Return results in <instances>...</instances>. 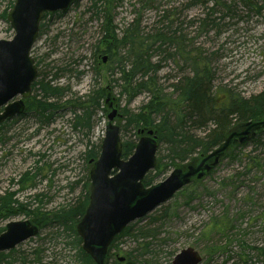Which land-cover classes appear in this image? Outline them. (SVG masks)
I'll return each instance as SVG.
<instances>
[{
    "label": "rangeland",
    "instance_id": "374dc122",
    "mask_svg": "<svg viewBox=\"0 0 264 264\" xmlns=\"http://www.w3.org/2000/svg\"><path fill=\"white\" fill-rule=\"evenodd\" d=\"M14 2L0 0V39L13 36L6 16ZM89 5L90 0H78L63 12L45 13L30 52L37 66L35 80L55 78L51 83L69 89L59 99V108L47 122L28 111L0 124V195L18 191L15 197L29 203L30 209L38 204L45 211L74 206L88 196L89 169L99 154L109 109L104 108V100L97 108L85 104L80 109L69 105V99L107 84L120 113H135L149 99L147 92H141L127 103L119 84L107 81L102 76L104 71L94 75L92 52L102 29ZM263 5L264 0H117L113 16L119 30L137 18L144 33L168 26L180 36L179 43L176 40L162 46L168 56L154 54V60L162 59L155 80L163 93L171 92L172 84L190 74V58L199 54L213 73L214 96L227 89L248 97L264 90V8H259ZM165 11L166 19L162 17ZM205 18L207 22L202 24ZM123 123L119 120V125ZM187 125L189 133L197 136L213 126L211 121L202 126ZM120 134L122 140L136 143L138 139L132 127ZM87 151L94 156H88ZM156 153L157 157L164 156L166 144L160 143ZM172 169L168 166L153 183L164 180ZM26 171L30 180L18 184ZM192 181L135 220L134 230L156 227L152 237L125 236L112 257L133 251L146 262L151 259V264H170L177 252L190 246L201 255L199 264H264V256L252 249L264 247V133L255 142L233 147L210 174L197 179L200 182L196 184ZM161 214L164 218L153 223L152 217ZM25 218L24 214L0 218V228ZM69 240L61 229L48 226L18 244L14 256L24 252L29 258L30 252L40 247V262L29 258L27 264H74V250L66 244ZM143 241H152L150 252H143ZM244 244L250 248L248 258L240 256ZM218 246L228 252L212 254L211 248ZM9 260L11 257L0 264Z\"/></svg>",
    "mask_w": 264,
    "mask_h": 264
},
{
    "label": "trees",
    "instance_id": "16d2710c",
    "mask_svg": "<svg viewBox=\"0 0 264 264\" xmlns=\"http://www.w3.org/2000/svg\"><path fill=\"white\" fill-rule=\"evenodd\" d=\"M74 0L73 2H77ZM117 0H90V9L94 16L100 20L102 36L94 45L92 52L93 73L95 76L102 75V71L106 74L102 75L109 82H116L121 88V94L126 96L125 101L129 103L134 97L141 92H147L149 99L139 107L135 113L124 111L121 113L122 121L120 125L121 131L128 127H132L134 135L137 136L138 129H153L155 131L158 145L166 144V154L157 157V164L154 171H150L145 175L142 182L144 186L153 184L155 176L160 175L168 166L176 167L188 160L193 154L206 155L214 147L220 145L228 132L239 123L248 120L264 119V90L261 92L244 97L231 90H222L219 96H214L212 92L213 73L209 64L200 58H190L191 72L181 77L176 83L172 84V90L169 93H163V90L157 85L155 73L160 67L161 58L154 60L155 52L169 54L167 48H162L165 44L170 46L176 41L179 43L180 36L175 35L176 32L170 31L168 26L154 28L144 33L141 31L140 22L137 18L132 19L126 26L119 30L114 23V10ZM259 8H264L260 6ZM165 13V14H164ZM162 17L168 18V12H164ZM45 13L43 17H45ZM206 18L202 19L205 24ZM204 26V25H203ZM42 23L40 24V28ZM102 45L104 47L102 48ZM107 56L106 62L102 63V57ZM114 72L117 74L113 78ZM54 79L44 80L43 78L35 80L32 83V90L38 86L37 93L30 95L25 101L26 112L33 111L39 116L41 121H49L54 114L55 109L59 108V99L68 88L58 86L51 83ZM110 85L105 87L99 86L96 89H89L88 93L68 100L69 105L75 108H83L85 104L91 107H99L100 103L105 99L107 90ZM172 95H175L172 98ZM104 108L107 110V108ZM86 107V108H91ZM102 108V107H101ZM103 109V108H102ZM81 118L82 116H77ZM80 119V120H81ZM77 121L81 124L82 121ZM211 121L212 127L202 136L190 134L187 122H191L197 126H202L206 122ZM258 132V133H257ZM264 133V126L256 129L255 134L246 142H255L261 134ZM122 158H127L133 152L135 147L134 140H122ZM239 144L235 141L231 146L236 147ZM229 148L226 154L231 152ZM88 156H94L92 151H87ZM225 154V155H226ZM91 159V158H90ZM89 159V160H90ZM154 172V173H153ZM30 180L29 171L21 176L18 184ZM200 181L194 180L191 184ZM18 191L6 192L0 195V218L5 219L11 215L24 214L40 229L56 228L61 229L62 234L69 238L67 245L74 250V264H93L91 257L84 252L81 247V238L76 232V223L83 215L88 203V196L84 200L74 206L60 207L58 209L45 211L38 204L31 208L29 203H21L15 197ZM164 214L160 217H152L153 223L163 219ZM136 221L126 226L119 234H117L108 249V256L104 264H151V259L146 262L140 255H134L133 251H126L123 256L124 260L119 261L118 256L112 257V251L118 249L119 242L125 236L149 238L154 235L157 228L149 226L147 229L139 227L134 230ZM152 224V223H151ZM3 228H0V232ZM143 239V240H145ZM152 241H143V252H150ZM243 244V243H240ZM212 254L227 253L225 247L211 248ZM255 254L264 256V247H253ZM250 248L244 244L241 248L240 256L249 257ZM18 252L16 248L7 252L0 253V262L5 261L7 257L12 260L6 261L7 264L12 262L18 264H27L28 260L36 263L40 262L42 249L36 247L30 252L29 259L24 252ZM141 257V258H139ZM144 259V260H142ZM142 260V261H140Z\"/></svg>",
    "mask_w": 264,
    "mask_h": 264
},
{
    "label": "water",
    "instance_id": "95a60500",
    "mask_svg": "<svg viewBox=\"0 0 264 264\" xmlns=\"http://www.w3.org/2000/svg\"><path fill=\"white\" fill-rule=\"evenodd\" d=\"M73 0H15L7 21L13 31L10 39H0V124L25 110L24 99L31 94L37 76V67L31 49L39 35L44 12L64 11ZM107 56L102 57L106 62ZM109 107L104 137L97 158L89 169L88 204L76 231L81 247L93 264H104L113 238L131 222L144 217L175 192L201 179L219 163L233 145L234 140H249L264 119L248 120L232 128L224 141L204 156H194L174 167L162 181L144 186V176L157 162V137L153 129H139V137L132 154L123 159L120 127L114 122L121 115L114 98L106 93ZM38 227L29 219L11 220L0 233V252L13 249L26 239L35 236ZM119 261L123 257H118ZM201 255L186 247L177 252L170 264H199Z\"/></svg>",
    "mask_w": 264,
    "mask_h": 264
},
{
    "label": "bare ground",
    "instance_id": "6f19581e",
    "mask_svg": "<svg viewBox=\"0 0 264 264\" xmlns=\"http://www.w3.org/2000/svg\"><path fill=\"white\" fill-rule=\"evenodd\" d=\"M34 63H35V61H34ZM36 65V64H35Z\"/></svg>",
    "mask_w": 264,
    "mask_h": 264
}]
</instances>
